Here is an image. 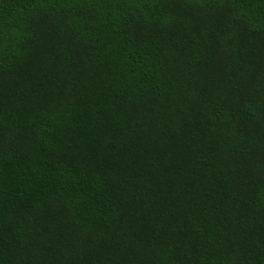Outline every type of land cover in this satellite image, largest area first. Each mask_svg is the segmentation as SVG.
<instances>
[{
  "label": "trees",
  "instance_id": "1",
  "mask_svg": "<svg viewBox=\"0 0 264 264\" xmlns=\"http://www.w3.org/2000/svg\"><path fill=\"white\" fill-rule=\"evenodd\" d=\"M0 264H264V0H0Z\"/></svg>",
  "mask_w": 264,
  "mask_h": 264
}]
</instances>
